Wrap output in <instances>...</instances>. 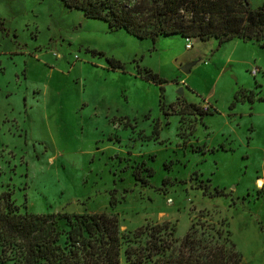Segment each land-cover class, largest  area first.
<instances>
[{
  "label": "rangeland",
  "instance_id": "obj_1",
  "mask_svg": "<svg viewBox=\"0 0 264 264\" xmlns=\"http://www.w3.org/2000/svg\"><path fill=\"white\" fill-rule=\"evenodd\" d=\"M3 191L23 212L116 213L123 233L169 221L179 241L203 211L264 264V41L154 43L61 0H0Z\"/></svg>",
  "mask_w": 264,
  "mask_h": 264
},
{
  "label": "trees",
  "instance_id": "obj_2",
  "mask_svg": "<svg viewBox=\"0 0 264 264\" xmlns=\"http://www.w3.org/2000/svg\"><path fill=\"white\" fill-rule=\"evenodd\" d=\"M68 9L104 20L113 31L151 39L182 36L224 43L235 38L264 41V2L251 0H61ZM118 62V63H115ZM114 67L122 66L114 59ZM145 78L165 79L151 69ZM162 100V99H161ZM199 114L208 111L192 104ZM150 175L153 169L149 168ZM137 180L147 182L140 169ZM113 191L111 204L118 199ZM10 191L0 193V264H121L124 250L132 264H243V255L230 238L231 232L204 218L193 221L179 241L171 222L146 224L123 233L118 214L23 212ZM65 218L69 229L61 230Z\"/></svg>",
  "mask_w": 264,
  "mask_h": 264
},
{
  "label": "water",
  "instance_id": "obj_3",
  "mask_svg": "<svg viewBox=\"0 0 264 264\" xmlns=\"http://www.w3.org/2000/svg\"><path fill=\"white\" fill-rule=\"evenodd\" d=\"M191 66H192V64H188V65L184 68V70L187 71V72H189V71L191 70Z\"/></svg>",
  "mask_w": 264,
  "mask_h": 264
},
{
  "label": "built area",
  "instance_id": "obj_4",
  "mask_svg": "<svg viewBox=\"0 0 264 264\" xmlns=\"http://www.w3.org/2000/svg\"><path fill=\"white\" fill-rule=\"evenodd\" d=\"M188 40H190V38H188Z\"/></svg>",
  "mask_w": 264,
  "mask_h": 264
},
{
  "label": "bare ground",
  "instance_id": "obj_5",
  "mask_svg": "<svg viewBox=\"0 0 264 264\" xmlns=\"http://www.w3.org/2000/svg\"><path fill=\"white\" fill-rule=\"evenodd\" d=\"M188 39V38H187Z\"/></svg>",
  "mask_w": 264,
  "mask_h": 264
}]
</instances>
